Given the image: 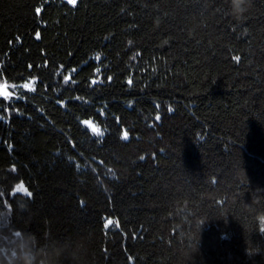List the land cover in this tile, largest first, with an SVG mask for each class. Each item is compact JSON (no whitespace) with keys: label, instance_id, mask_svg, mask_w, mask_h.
<instances>
[{"label":"trees","instance_id":"trees-1","mask_svg":"<svg viewBox=\"0 0 264 264\" xmlns=\"http://www.w3.org/2000/svg\"><path fill=\"white\" fill-rule=\"evenodd\" d=\"M244 7L0 0V264H264V0Z\"/></svg>","mask_w":264,"mask_h":264},{"label":"snow or ice","instance_id":"snow-or-ice-1","mask_svg":"<svg viewBox=\"0 0 264 264\" xmlns=\"http://www.w3.org/2000/svg\"><path fill=\"white\" fill-rule=\"evenodd\" d=\"M70 3L72 4H75L76 3V0H69ZM69 78L68 77H65V80L67 81ZM25 87H31V82L30 84L28 85H25ZM0 95H4L5 97H7L9 95V93H7L6 91L5 92H0ZM92 131L96 134H101L100 133V129L99 128H96V127H93L92 128ZM124 138L126 139L127 138V133L124 134ZM17 191H20V192H23L25 193L27 196H31V193L27 191V188L24 187L23 184L19 185L18 188H17ZM112 221H108V224H111Z\"/></svg>","mask_w":264,"mask_h":264},{"label":"clouds","instance_id":"clouds-1","mask_svg":"<svg viewBox=\"0 0 264 264\" xmlns=\"http://www.w3.org/2000/svg\"><path fill=\"white\" fill-rule=\"evenodd\" d=\"M247 0H232V10L233 13L237 16H242L243 13L247 10L244 5L246 4ZM25 264H31V261L28 260Z\"/></svg>","mask_w":264,"mask_h":264},{"label":"rangeland","instance_id":"rangeland-1","mask_svg":"<svg viewBox=\"0 0 264 264\" xmlns=\"http://www.w3.org/2000/svg\"><path fill=\"white\" fill-rule=\"evenodd\" d=\"M0 90H1L2 92H5L4 87H2V88L0 87Z\"/></svg>","mask_w":264,"mask_h":264}]
</instances>
